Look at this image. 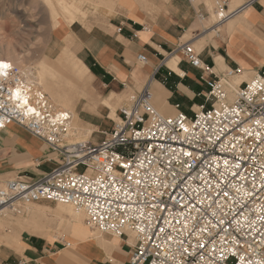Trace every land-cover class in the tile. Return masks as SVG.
I'll return each instance as SVG.
<instances>
[{"label":"built area","instance_id":"1","mask_svg":"<svg viewBox=\"0 0 264 264\" xmlns=\"http://www.w3.org/2000/svg\"><path fill=\"white\" fill-rule=\"evenodd\" d=\"M257 1L231 12L215 1L214 12L224 21ZM177 50L201 71L204 105L165 116L146 84L98 142L68 143L46 93L19 66L0 63V130L22 128L54 164L36 180L0 182V212L70 204L88 227L124 241L127 264H264V71L238 83V66L216 74L190 41Z\"/></svg>","mask_w":264,"mask_h":264},{"label":"crops","instance_id":"2","mask_svg":"<svg viewBox=\"0 0 264 264\" xmlns=\"http://www.w3.org/2000/svg\"><path fill=\"white\" fill-rule=\"evenodd\" d=\"M226 1L230 11L231 4L236 9L248 0ZM199 6L196 7L205 15L204 21L210 20L207 8ZM193 8L186 0H168L165 9H158L154 20L147 22L145 27L142 22L123 15L108 19L107 25L88 20L90 27H85L79 22L84 17L79 15L67 28L68 36L79 46L76 54L83 55L78 59L83 64L86 60L89 62L96 74L84 65L106 88L104 94L99 98L93 96V99H120L130 93L135 95L148 84L152 104L159 113L172 116L178 105L179 111L191 116L205 103L203 95L207 88L200 78L201 71L190 66L180 52H177L181 55L177 68L183 77L172 73L164 64L167 56L175 55L178 46L189 41L192 44L205 41L203 48L196 52L201 62L212 67L216 74L238 66L249 80L264 71V0H258L235 15L231 19L233 28L230 32H227L226 23L222 24L214 40L208 38L209 32H203V21L196 18ZM138 55H144L146 61L139 62ZM216 56L222 58L221 66L215 63ZM119 87L121 91L116 92L114 89ZM98 106L88 101L79 106L77 102L74 109L77 121L74 124L80 129L90 125L94 130L106 125L103 118L107 119L110 111L104 106L99 110ZM82 117L94 122L84 124ZM52 159L53 154L40 140L17 125L11 124L0 130V182L16 178L36 180L53 168ZM4 241L6 244L0 245V264H56L54 257L65 250L56 251L51 248L52 243L47 244L44 238L26 231L19 234L15 248L9 246L10 237ZM119 242L123 247L124 241L120 239ZM92 259H95L94 255H90L88 261L84 260L85 264H92Z\"/></svg>","mask_w":264,"mask_h":264},{"label":"rangeland","instance_id":"3","mask_svg":"<svg viewBox=\"0 0 264 264\" xmlns=\"http://www.w3.org/2000/svg\"><path fill=\"white\" fill-rule=\"evenodd\" d=\"M144 1L141 16H132V18L120 9V7L112 5L104 0H0V61H10L19 66L29 82H31L28 77L29 74H32V77H36L41 67L47 69L43 76L45 78V81H42L43 84L40 78L36 77L37 85L46 93L55 112L68 110L74 113L76 104L70 108L60 105L61 101L59 99H64L66 95L70 99H78L79 106H83L88 99H92L96 106L97 104L99 105V110H103L105 107L103 105V99H93V96L99 98L105 93L106 88L92 77L88 69L89 75L84 77L83 74L77 73V71L81 70V67L77 63V59L83 55L76 54L79 51V46L68 36L67 28L73 21L78 19L79 14L77 10L82 11L80 17L83 16L84 18L79 20V22L85 27H90V23H87L88 20H93L97 22L98 25H100L99 23L107 25L108 19L110 20L118 15L140 21L145 27L147 22H152L154 20V14L158 9H165L168 0ZM215 1L219 0H198L194 3L193 7L195 9L198 8L196 7L197 5L201 4L199 8L204 7L209 11L210 20L202 22L201 27L203 29H210V26L215 21ZM233 8L234 5L231 4L230 10ZM72 15H74V17L73 21L70 23L69 17ZM56 16H60L65 23L61 22L59 26L52 27V20ZM232 28L233 20L226 24L227 32H230ZM207 32H209V30L206 31V33ZM219 32L220 31L216 34L208 33V38L214 40ZM202 35H204V33ZM199 41L200 42L197 44H193L196 51H200L205 43L204 40ZM63 52L66 53V58H70L68 62L72 67V71L68 67L56 69L54 66L50 68L46 65L47 62L58 63L57 58ZM177 52L178 50L175 51V53ZM216 58L217 56L215 57V63ZM84 64L89 66L87 60L84 61ZM86 66L85 68H87ZM89 69L93 74H96V70L93 69L91 65ZM247 79L245 73L242 72V75L237 78V81L244 82ZM114 90L120 92L121 88L119 87V89L116 88ZM132 96L134 95L130 93L128 96L120 97L121 102H117L120 100L119 98L112 99V107L117 111L118 108ZM55 97H57V99H55ZM81 120L84 124H91L94 122L84 117H82ZM75 121H77V117ZM103 121L106 125L97 130H94L90 125H86L85 128L80 129L74 124L75 122H72L70 127L71 129H75L76 134L83 133V135L91 130L92 133L88 138L91 141H100L104 134L111 130L114 122V120H107L106 117L103 118ZM71 138L73 139L74 136H71L70 139ZM58 204L42 201L29 205L24 209L22 215H14L8 211L0 214V245L5 243L4 239L8 237L16 238L22 231L29 232L31 230H41L47 231V237L42 238L45 239L47 244H53L51 248H54L56 251L70 249V247H64L66 243H70L68 235L64 231L67 226V220L57 218L54 213ZM30 216V219H35V221H37V227L31 224L29 219ZM82 226L89 234H99L112 244H107L104 247H100L97 243L92 245L88 252L89 256L94 255L95 257V259L91 261L92 264H127V253H123L121 248L126 252H128V249L124 245L121 247L119 238L91 229L88 227L86 221L82 222ZM62 244H64V246Z\"/></svg>","mask_w":264,"mask_h":264},{"label":"bare ground","instance_id":"4","mask_svg":"<svg viewBox=\"0 0 264 264\" xmlns=\"http://www.w3.org/2000/svg\"><path fill=\"white\" fill-rule=\"evenodd\" d=\"M104 1H106L112 5H116V6L120 7V9H122L130 17L141 16L142 8H143L144 2H145L144 0H104ZM232 10L233 9H231L229 12H231ZM77 11H78L79 15H82V14H80V13H82V11H80V10H77ZM227 14H228V12H222L223 16H225ZM73 17H74V15L69 17L70 23L73 21ZM214 17H215V21L212 23V26L210 27V29H208L209 34H212V33L216 34L218 31L221 30L222 24H224V23L228 24L230 21H232L231 19L233 18V17L232 18H226L224 21H221V19L218 18V15L216 13H215ZM61 22L65 23L60 16L54 17L52 20V27L59 26ZM60 38H61V36H60ZM69 60H70V58L69 57L66 58V53L63 52L57 58L58 63L47 62L46 65L50 68L54 66L56 69H58V68L64 69V68L68 67L72 71V67H71L70 63L68 62ZM179 60H180V54L176 53L175 55L167 56L166 60L164 61V64L167 67V69L172 71V73L174 72L178 76L183 77V73L179 70V68H177V65H178L177 63ZM3 62H5V61H0L1 64ZM77 63L81 67V70L77 71V73L79 72V73L83 74V77L86 75H89L88 70H87V68H85L83 63L78 59H77ZM216 64L219 66L222 65V58L220 56H217ZM79 66H76V67H79ZM45 70H47V69H45L44 67H41V69L38 71V74L36 76V77L40 78L41 83H42V81H45V78L43 77L44 73H46ZM82 70H83V73H82ZM28 77L31 81L30 83L38 84L37 78L32 77V74H29ZM55 99H57V97H55ZM55 99H53V100H55ZM59 100L61 101L60 105L62 107H67V108L72 107L73 105L77 104V102H78V99H70L67 95L64 97V99H59ZM111 100L112 99H103V105L105 106L106 109H108L110 111L107 119H109L111 121L112 120L115 121L117 119V114H116L117 111L115 110L114 107H112ZM88 102L91 103L92 105H94L92 99H88ZM117 102H121V99L118 100ZM62 109H64V108H62ZM55 114L58 115V121H61L60 123L63 126H65V128H66V134H67L66 136L69 138L68 143H74L77 141L87 140L88 136L91 135V133H92L91 130L87 131L86 134L83 135V133L76 134L75 129L74 128L71 129L70 125L72 124V122H75V120H76V116L74 113H72L68 110H62L60 112H56ZM69 136L70 137L74 136V138L70 139ZM4 212H5V210L1 211L0 214H2ZM54 213L57 216V218H60L61 220H67V226H66V229H64V231L68 235V240L70 241V243H69L70 249L65 250L63 252V254H59V255H56L54 257L56 264H85L86 262H84V260L88 261V259H89L88 252H89L92 245H95L96 243L100 247H104L107 244L112 245L99 234H89L84 229V227L82 226V222L87 221V219H88L87 215L84 212H80V211L76 210L75 208H73L72 205H70V204H58L57 209ZM30 218H31V216L29 217V219ZM30 222L32 225H34V227L38 226L36 223L37 221H35V219H30ZM28 233L33 235V236H36V237H47V235H46L47 231L45 232V231H41V230H37V231L31 230ZM10 238H11V241L9 243V246L14 247V248L17 247L16 244H17V240L19 238V235H17L16 238H12V237H10ZM116 238H118V237H116ZM129 242H130V240H129Z\"/></svg>","mask_w":264,"mask_h":264},{"label":"snow or ice","instance_id":"5","mask_svg":"<svg viewBox=\"0 0 264 264\" xmlns=\"http://www.w3.org/2000/svg\"><path fill=\"white\" fill-rule=\"evenodd\" d=\"M0 67H7V65H2V66H0Z\"/></svg>","mask_w":264,"mask_h":264}]
</instances>
